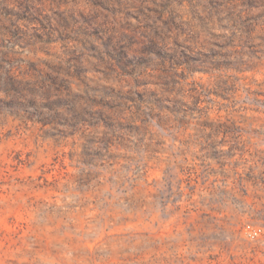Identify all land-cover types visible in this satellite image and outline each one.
Segmentation results:
<instances>
[{
  "label": "rangeland",
  "instance_id": "rangeland-1",
  "mask_svg": "<svg viewBox=\"0 0 264 264\" xmlns=\"http://www.w3.org/2000/svg\"><path fill=\"white\" fill-rule=\"evenodd\" d=\"M0 264H264V0H0Z\"/></svg>",
  "mask_w": 264,
  "mask_h": 264
},
{
  "label": "built area",
  "instance_id": "built-area-1",
  "mask_svg": "<svg viewBox=\"0 0 264 264\" xmlns=\"http://www.w3.org/2000/svg\"><path fill=\"white\" fill-rule=\"evenodd\" d=\"M245 234L250 239H257L262 234V229L258 227H254L252 225H247L245 227Z\"/></svg>",
  "mask_w": 264,
  "mask_h": 264
}]
</instances>
